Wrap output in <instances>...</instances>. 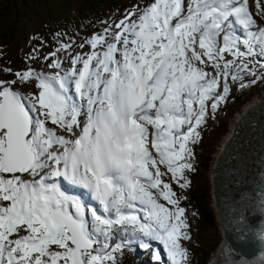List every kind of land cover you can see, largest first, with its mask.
<instances>
[{
  "label": "snow or ice",
  "instance_id": "obj_1",
  "mask_svg": "<svg viewBox=\"0 0 264 264\" xmlns=\"http://www.w3.org/2000/svg\"><path fill=\"white\" fill-rule=\"evenodd\" d=\"M57 43L28 57L42 70L0 69V264H118L134 241L190 264L173 184L190 187L229 81L264 80V0H131L86 51Z\"/></svg>",
  "mask_w": 264,
  "mask_h": 264
},
{
  "label": "rangeland",
  "instance_id": "obj_2",
  "mask_svg": "<svg viewBox=\"0 0 264 264\" xmlns=\"http://www.w3.org/2000/svg\"><path fill=\"white\" fill-rule=\"evenodd\" d=\"M96 1L97 0H91V3H93V6L97 7L95 9L97 11L99 9V3ZM130 3L131 1L125 4L117 12L111 13L105 9L99 13V17H95L93 13H90L91 6H89L90 4L86 3L85 0H29L24 7L27 11H24L21 19L16 22L15 30L19 31L21 36L20 39L17 40L16 44H11L0 39V69L10 68L15 72L17 70L25 69L26 66H31L38 71L42 70V65H46V61L40 60L33 63L28 57L36 54L35 50H39L41 56L52 52V50L48 48L44 51L38 48V46L49 41L51 37L53 39H60L59 42L72 43L73 47H75V49H73L74 52L86 51L87 46L84 50H81L78 47L79 44L83 42V35L87 36L88 34L96 32L100 27V21L107 20L109 17L113 19L119 17L121 12L128 7ZM49 6L52 7L51 11L48 9ZM40 20L42 22H39ZM65 21L69 23L64 25ZM2 22L3 20H0V27L2 26ZM44 25H46L48 29L54 30L52 36L50 37L47 35V38L45 39H43L40 33L37 32V30L40 31L44 28ZM32 31H36V34H31ZM67 31H70V33L67 34ZM8 36L9 35H6V37ZM67 36H69L68 39ZM49 71L51 70L49 69ZM0 78L12 79V76L0 71ZM229 83L232 85L231 99L220 107L215 115V119L210 120L207 127L202 131L201 143L194 149L195 158L193 163L195 171L192 173H186L188 180H191V184L201 181L207 188L206 201L209 203L213 215L212 224L207 226L198 216V211L194 210L193 206L190 207L191 214H189V216L192 222V227L190 226L189 234L191 239L189 241H182V244L189 251L190 264H208L210 257L215 252L221 238L220 230L214 216V203L210 193V169L212 162L215 158L218 159L223 151L224 144L227 142H224V140L225 138H228L227 136L231 132L234 126L233 124L239 119L237 114L243 113L242 107L258 94L264 93V80L259 81L256 79L255 83L246 84L243 89H240L238 85L232 84L231 81H229ZM235 141L236 140L234 139L233 142ZM258 143L259 141L257 142L256 147L251 149L249 148L250 146H248V149L244 148V156L247 159H254V157L260 153L261 150ZM232 146L233 149L230 152H227V157H229L223 162L222 170H227L233 160L232 155L236 151V145ZM253 151L258 152L254 153ZM250 155L253 156L249 158ZM254 180L259 181V179L256 178H254ZM254 186L258 187V184ZM237 187L238 186L235 187V190ZM173 188L178 195H182V190L179 189L177 185L173 184ZM181 206L186 209L183 200L181 201ZM152 243L153 242H151V244ZM213 244L214 248L212 251L208 256L203 257L200 247L207 248ZM194 245L197 247L196 250L194 249ZM152 247L157 250L160 248V252L162 253V261L160 264H167V257L166 255H163L162 246L158 243V245L152 244ZM136 251L141 255L140 257L136 254ZM147 252L148 250L140 248L139 244L134 245L132 243L129 247L123 250L122 255L117 253L118 264H129L132 262L136 264L137 259H140L141 264H143L144 259L148 260L146 264H157L152 258V253L150 252V254H146ZM135 254L137 257H135Z\"/></svg>",
  "mask_w": 264,
  "mask_h": 264
},
{
  "label": "water",
  "instance_id": "obj_3",
  "mask_svg": "<svg viewBox=\"0 0 264 264\" xmlns=\"http://www.w3.org/2000/svg\"><path fill=\"white\" fill-rule=\"evenodd\" d=\"M248 103L244 106V113L248 114V109L250 110L252 107L256 108V110L258 106L262 108L261 110L264 109L262 101L251 99ZM250 115H255V113L250 112ZM254 125L255 132L262 133L264 137V122L255 120ZM230 133L224 142L231 139ZM262 146L258 157L263 160L264 164V145ZM232 148L233 146L228 152ZM220 156L218 159L215 158L213 160L210 169V193L214 203V216L221 238L208 264H228L231 260L241 258L247 261L248 264H261V262H264V239L259 238L258 234L261 230H264V184L260 186L258 180H246L245 184L240 186L241 183L238 182L237 184L236 177H231L223 182V174L228 173L227 170H222L223 162L228 157L225 151ZM251 157L249 156V158ZM261 170L259 166V168L252 170L248 175L264 180V166L261 167ZM257 184L258 187L254 186ZM236 186L238 187L235 190ZM239 193H242L241 197H237ZM241 218L243 219V224L239 223ZM241 227L245 228L246 239L244 241L237 239L241 235L238 231Z\"/></svg>",
  "mask_w": 264,
  "mask_h": 264
},
{
  "label": "trees",
  "instance_id": "obj_4",
  "mask_svg": "<svg viewBox=\"0 0 264 264\" xmlns=\"http://www.w3.org/2000/svg\"><path fill=\"white\" fill-rule=\"evenodd\" d=\"M29 0H0V20H3L0 27V39L5 40L6 42H9L11 44H16L17 40L20 39V33L18 30H15L16 28V22L19 21L24 14V11H27L24 9L25 5L28 3ZM131 0H97L96 2L99 3V9L96 11L95 9L97 7L93 6L91 3V0H85L86 3H89L91 6L90 13H93L95 17H99V13L101 11H104L105 9L109 12H117L120 10L125 4L130 2ZM95 2V3H96ZM49 11H51L52 7L49 6ZM89 13V12H88ZM105 17V16H104ZM39 22H42L41 20ZM69 22H64V25L68 24ZM47 24V23H46ZM10 27V31H9ZM9 31V32H8ZM16 32V33H15ZM38 33H40L41 37L43 39L47 38V35L50 37L54 33L53 29H48L46 25H44V28H42L40 31L37 30ZM70 31H67V34H69ZM31 34L35 35L36 31H32ZM6 35H9L6 37ZM85 35H83L84 37ZM69 36H67V39ZM58 41L60 39H51L44 43L43 45L38 46L40 50H45L46 48L54 51L55 48L58 46ZM202 161V160H201ZM182 195L186 197L183 202L186 205V211L188 215L189 224L192 227V222L190 219L189 214H191V206H193V209L198 211V216L203 220L205 225L212 224V211L210 209L209 203L206 201V195H207V188L204 186L203 182L197 181L195 184H191L190 180V187L187 189L182 190ZM203 253V257L208 256V254L212 251L214 248V244L207 247L202 248L200 247ZM194 249L196 250L197 247L194 245ZM140 260H138L137 263H139Z\"/></svg>",
  "mask_w": 264,
  "mask_h": 264
},
{
  "label": "bare ground",
  "instance_id": "obj_5",
  "mask_svg": "<svg viewBox=\"0 0 264 264\" xmlns=\"http://www.w3.org/2000/svg\"><path fill=\"white\" fill-rule=\"evenodd\" d=\"M258 80L260 81V79H258ZM263 88H264V86H263ZM253 99L258 100V101H262L264 104V93L258 94ZM242 108L244 110V107H242ZM260 110H261V107L258 106L256 111L258 112L259 116L247 115V113L246 112L244 113V111L242 114H237L239 119H237V121L233 124L234 126L232 128L233 138L236 141L235 142H226L224 144V149L221 152V155L224 154V151H225V153H227L232 145H236V153L240 154L244 148L248 149V146L256 147L258 141L264 143V137L262 138V136L259 135V133L252 135V137H253L252 140H250L249 137H247V135H246V132L250 129V126L254 123L255 120H259V121L264 122V109L261 110V112H260ZM252 112H255V110H252ZM261 113H262V116H261ZM239 158H240V156H239ZM220 160H221V158H220ZM237 161L238 160H236V162ZM259 164H260V157H258V155H257L254 157V159L253 158L252 159H245V163L243 165L238 164V166L244 171L245 177H247V181H252V180H254L255 176L248 175V172L251 170L252 166H254L255 168H258ZM257 179H259V178H257ZM259 183H260V181H258V184ZM133 244L136 245V244H138V242H135ZM158 250L160 251V248ZM146 254H150V251H148ZM138 260H140V259H137L136 264H141V261H139V263H137ZM129 264H135V263L132 262ZM143 264H145V261L143 262Z\"/></svg>",
  "mask_w": 264,
  "mask_h": 264
}]
</instances>
